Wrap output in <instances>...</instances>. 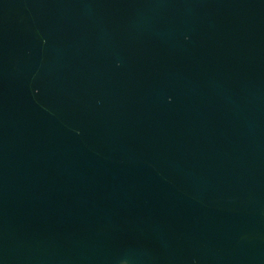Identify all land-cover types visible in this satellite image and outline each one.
<instances>
[{
	"label": "water",
	"instance_id": "water-1",
	"mask_svg": "<svg viewBox=\"0 0 264 264\" xmlns=\"http://www.w3.org/2000/svg\"><path fill=\"white\" fill-rule=\"evenodd\" d=\"M0 264H264V0H0Z\"/></svg>",
	"mask_w": 264,
	"mask_h": 264
}]
</instances>
